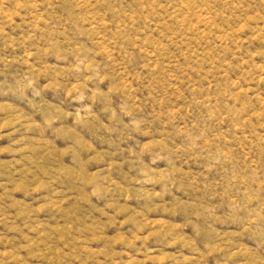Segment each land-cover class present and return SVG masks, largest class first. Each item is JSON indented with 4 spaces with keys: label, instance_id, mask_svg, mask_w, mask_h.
Returning a JSON list of instances; mask_svg holds the SVG:
<instances>
[{
    "label": "rangeland",
    "instance_id": "374dc122",
    "mask_svg": "<svg viewBox=\"0 0 264 264\" xmlns=\"http://www.w3.org/2000/svg\"><path fill=\"white\" fill-rule=\"evenodd\" d=\"M0 264H264V0H0Z\"/></svg>",
    "mask_w": 264,
    "mask_h": 264
}]
</instances>
